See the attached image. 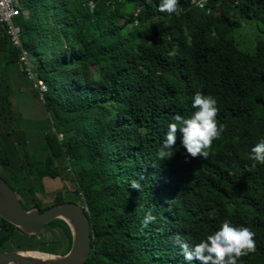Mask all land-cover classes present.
<instances>
[{"label":"trees","instance_id":"trees-1","mask_svg":"<svg viewBox=\"0 0 264 264\" xmlns=\"http://www.w3.org/2000/svg\"><path fill=\"white\" fill-rule=\"evenodd\" d=\"M18 1L22 47L38 56L33 69L47 85L52 122L39 169L24 159L25 139L13 135L2 75L20 49L0 23V176L22 206L79 201L92 229L80 264H200L184 260L178 240L195 245L225 218L255 233L256 251L238 264H264V164L250 158L264 140V40L251 52L235 38L247 24L264 33V0H208L205 8L178 0L179 15L160 12L161 0ZM196 92L215 97L225 130L206 159L189 156L179 132L172 155L159 159L168 124L191 115ZM61 158L72 189L56 166ZM36 172L42 193L45 177L63 182L48 205L37 196ZM147 209L156 221L143 227ZM45 227L60 233L29 235L0 217V251L67 252L66 222ZM47 241L57 250H44Z\"/></svg>","mask_w":264,"mask_h":264},{"label":"clouds","instance_id":"clouds-1","mask_svg":"<svg viewBox=\"0 0 264 264\" xmlns=\"http://www.w3.org/2000/svg\"><path fill=\"white\" fill-rule=\"evenodd\" d=\"M206 0H201L199 7L203 8ZM160 12L180 14L178 0H161ZM210 11V10H209ZM194 111L190 116L176 114L168 124L162 146L157 152L159 159L172 155L177 139V133L182 136V144L192 158H207L210 154L213 141L220 138L225 130L224 125L218 124L219 109L217 101L212 95L196 92L192 98ZM251 159L264 164V140L256 143L251 149ZM133 189H140L138 181L130 184ZM214 215V214H213ZM156 221L151 209L144 212L142 225L147 227ZM179 248L184 260H198L200 264H238L241 257L256 251L255 233L251 228L235 225L228 218L223 219L211 234H208L199 243L190 246L187 242L179 241Z\"/></svg>","mask_w":264,"mask_h":264},{"label":"water","instance_id":"water-1","mask_svg":"<svg viewBox=\"0 0 264 264\" xmlns=\"http://www.w3.org/2000/svg\"><path fill=\"white\" fill-rule=\"evenodd\" d=\"M34 63L31 53L26 55ZM79 201L65 200L42 210L25 209L16 192L0 176V217L29 235L40 234L52 220L62 219L71 231V245L63 254L42 253L37 250L0 251V264H80L89 254L92 229L88 214ZM38 253V254H37ZM42 255H41V254Z\"/></svg>","mask_w":264,"mask_h":264},{"label":"crops","instance_id":"crops-1","mask_svg":"<svg viewBox=\"0 0 264 264\" xmlns=\"http://www.w3.org/2000/svg\"><path fill=\"white\" fill-rule=\"evenodd\" d=\"M1 52V51H0ZM1 56H4L2 52ZM2 62V59H0ZM3 65H0V71ZM3 83L8 85V97L10 100L9 112L12 116L18 115V120L15 122V129L19 133V138H24L26 147L29 152L37 153L42 159L46 156L44 150L45 136L48 131L52 130V122L43 102L38 98L35 90L32 89L29 82L24 78V75L19 69V65L11 64L8 68L3 69ZM31 109L32 114H28ZM22 110L24 111L22 113ZM44 111V112H43ZM26 113V115H25ZM41 159V160H42ZM46 189L53 186L54 190L59 189L58 185L63 184L60 178L51 179L45 177L43 179Z\"/></svg>","mask_w":264,"mask_h":264},{"label":"rangeland","instance_id":"rangeland-1","mask_svg":"<svg viewBox=\"0 0 264 264\" xmlns=\"http://www.w3.org/2000/svg\"><path fill=\"white\" fill-rule=\"evenodd\" d=\"M235 38H236V40H238L239 42H241V46H245L251 52H254V51H256V49H257L258 45L260 44V42L262 40H264V33H261V31H259V29H258V27H257L256 24H253V26H251L250 24H247V25H244L241 28L235 30ZM39 51H41V50H39ZM1 54H2V52H0V59L3 58V56H1ZM33 60H34L35 63H37L38 62V56L37 55H33ZM4 64L5 63L3 61L0 62V65H3L4 66ZM32 110H35V114H36V109H31V110H28L29 113H27V115L28 114L33 115L32 114ZM23 112L24 111L22 110V113ZM2 114L3 113L1 112V109H0V116H2ZM8 115L11 116L10 113H8ZM25 115H26V113H25ZM13 117L14 118H13L12 124L14 125V129H15V122H17V120H18V115H15ZM13 135H14L15 138H18L19 133L16 130H14L13 131ZM6 146H7V151H9V152H12L13 151L14 146H13V144L11 142H7L6 143ZM24 146H26V145H24ZM27 150H28V148L26 147V151ZM28 152H29V150H28ZM36 154L37 153L29 152L28 153V156L24 157V159L26 160V158L29 157V161L32 164H36L37 165L36 167L40 169L42 167V165H41L40 162L43 159L39 155V150H38V155H36ZM24 164H26V162H24ZM68 165H70L69 164V161H67L65 158H61L60 160L58 159L56 161V166L61 171L64 179H66L65 182H67L68 187L70 189H72V188H74V186H73V183L70 180L73 178V172L71 171V169L68 168ZM33 169H34V167H33ZM0 172H1V168H0ZM38 178H39V175L37 174V172L36 173H32V181L35 179V181H34L35 182V187H36V191L38 193V194L37 193L36 194L42 200V202L44 204L48 205V204L52 203V201L55 198V195H56V193H54L55 190L53 189V186H51V187H48L49 189H47V191H48L47 193H42V191L38 187ZM43 184H45L44 181H43ZM61 187H62L61 185H58V188H61ZM61 194H62V197L63 198H72L71 193L67 192L66 190H63V193H61ZM58 233H60L59 228H54V230L51 232V231H48V229L45 227L43 229V231H42V235L41 236L43 238H45V237L46 238H50V237H53V236H56L57 237L58 236ZM42 248L44 250H47L48 249L49 251H51V250H57V247H55V244L54 243H51L49 241H47L46 246L43 245ZM61 249H62V246L60 247V250ZM60 250H57V254H61V252H58ZM42 253H44V252H42Z\"/></svg>","mask_w":264,"mask_h":264},{"label":"built area","instance_id":"built-area-1","mask_svg":"<svg viewBox=\"0 0 264 264\" xmlns=\"http://www.w3.org/2000/svg\"><path fill=\"white\" fill-rule=\"evenodd\" d=\"M200 2L201 0H193L194 5L197 7H199ZM207 2L208 0H206L203 8L206 7ZM19 7L18 0H0V23L4 25L12 46L20 49V55L17 61L20 71L32 89L37 92L39 99L43 101L44 93L47 91V85L37 76V73L33 69V64L26 57L28 52L22 47L21 26L15 20L20 11ZM58 139H63L62 133L58 134Z\"/></svg>","mask_w":264,"mask_h":264}]
</instances>
